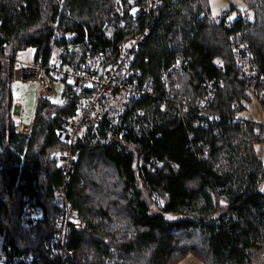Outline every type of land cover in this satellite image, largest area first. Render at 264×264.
Wrapping results in <instances>:
<instances>
[{"label": "trees", "instance_id": "16d2710c", "mask_svg": "<svg viewBox=\"0 0 264 264\" xmlns=\"http://www.w3.org/2000/svg\"><path fill=\"white\" fill-rule=\"evenodd\" d=\"M244 1L252 14L246 20L242 11L229 19L233 7L212 17L209 0H163L151 21L127 15L122 24L115 0H0V53L13 58L0 62V225L7 248L36 256L12 264H61L48 245L57 230L52 189L65 176L50 155L65 148L57 132L76 112L75 102L41 97L32 132L21 134L9 111L17 53L35 48L36 60L45 63L66 43L56 36L75 33L84 52L111 61L146 25L132 69L154 95L131 100L106 141L76 147L80 160L67 196L85 226L69 237L72 264H178L190 253L202 264H264V160L256 149L264 126L232 121L233 104L244 108L252 98L233 37L251 42L264 74V0ZM179 57L187 63L173 74L178 87L169 97L163 74ZM207 79L216 80L210 110L220 120L196 127ZM178 97L189 103L187 111ZM153 159L161 165L151 171ZM26 196L43 210L31 228L20 216Z\"/></svg>", "mask_w": 264, "mask_h": 264}, {"label": "built area", "instance_id": "2783aa9c", "mask_svg": "<svg viewBox=\"0 0 264 264\" xmlns=\"http://www.w3.org/2000/svg\"><path fill=\"white\" fill-rule=\"evenodd\" d=\"M163 3V0H115V12L126 22L128 15L134 20L144 16L148 21L152 20L153 13ZM243 19L252 17L250 12L241 14ZM149 32V25L134 37L126 41L119 53L117 60L105 66L109 61L104 53L84 52L79 44H75L77 34H58L57 40L66 39V43L55 49L47 62L36 60V49L32 58L15 57L14 77L11 83L14 94L22 84L38 86V95L32 120H23V105L21 100L16 99L10 106L11 118L23 134H30L33 130L36 110L41 97L52 100L58 104L76 103L74 115L65 117V123L57 132L58 139L65 146L64 149H56L51 154V159L56 162L57 167L65 176L63 184L53 187L54 202L58 207L56 220V233L48 245L50 255L59 260L61 264H72L74 252L69 247V236L74 229L83 228L84 221L80 218L78 210L73 207L67 196V185L70 176L74 173L79 161V143L104 142L111 136L113 129L119 125L120 117L133 99L145 96H153L154 88L151 84H141L136 78L137 73L132 69V63L138 49L141 47ZM231 47L235 62L240 70V77L249 82V93L252 99H257L252 115L246 116L242 113L252 108L246 103L242 108L238 103L233 104L235 114L232 121L251 123L254 126H264V90L261 85L264 82V74L261 71L259 61L250 41L242 34L231 39ZM32 48V47H29ZM28 48V49H29ZM27 49V50H28ZM2 59L12 60L11 56ZM186 60L179 57L163 74L164 86L169 97H174L173 85L177 88V80L173 79L175 72H184ZM216 65L224 70V61L217 59ZM220 85L223 80L220 79ZM57 84L64 86L62 97L57 98ZM204 93L197 100L199 118L195 120L196 127L208 128L210 123L220 120L219 113L210 110L217 93L216 80L207 79L204 83ZM57 98V99H56ZM55 99V100H54ZM183 109H189L186 99L178 97ZM179 103V104H180ZM102 132L106 134L103 136ZM208 152L205 150L204 154ZM143 163V160H140ZM161 162L153 159L147 163L149 170L154 171ZM1 167V166H0ZM43 218V210L38 204L36 197L26 196L25 207L21 215L22 223L30 228L37 225ZM36 258L33 254L17 252L5 246V232L0 225V264H12L20 261L31 262Z\"/></svg>", "mask_w": 264, "mask_h": 264}, {"label": "rangeland", "instance_id": "374dc122", "mask_svg": "<svg viewBox=\"0 0 264 264\" xmlns=\"http://www.w3.org/2000/svg\"><path fill=\"white\" fill-rule=\"evenodd\" d=\"M209 2L211 6V15L214 18L222 17V15L227 13V11H229L233 7L229 14V19H234L239 15V11H242L243 13L246 12V10L248 9V6L244 0H209ZM125 23L126 22H122V24ZM59 34H64V33H59ZM27 49L28 48L21 50V52H19V56L25 57L27 59L32 58V53L35 52L34 49L33 48H29L28 50ZM56 86L58 91L57 98L62 97L64 93V86H60L59 84H57ZM14 95L16 99L21 100V103L23 105V109H24L23 120L25 122H30L32 120L35 109L36 99L38 95V86H32L30 84H22L20 86V89ZM258 101L259 100L257 99L251 98L249 104L252 103L251 104L252 108L249 109L248 112L246 110V112L242 114L250 117L254 112V105L258 104ZM256 149L259 152L261 158L264 160V143L256 145ZM261 189L264 191V181L261 184ZM261 260L264 261V259ZM178 264H202V261L194 254L190 253L185 258L180 260Z\"/></svg>", "mask_w": 264, "mask_h": 264}, {"label": "bare ground", "instance_id": "6f19581e", "mask_svg": "<svg viewBox=\"0 0 264 264\" xmlns=\"http://www.w3.org/2000/svg\"><path fill=\"white\" fill-rule=\"evenodd\" d=\"M161 5H162V4H161ZM155 12H156V10H155ZM133 36H134V35H133ZM133 36H132V37H133ZM114 58H115V57H114ZM43 63H44V62H43ZM57 97H58V96H57ZM129 104H130V103H129ZM239 105H240V104H239ZM9 111H10V109H9ZM14 126H15V125H14ZM114 133H115V132H114ZM21 134H23V133H21ZM105 141H106V140H105ZM93 143H94V142H93ZM79 160H80V159H79ZM77 166H78V163H77ZM77 166H76V167H77ZM156 167H159V166H156ZM155 169H156V168H155ZM59 170H60V169H59ZM75 172H76V171H75ZM62 178H63V176H62ZM63 179H64V178H63ZM62 182H63V181H62ZM55 186H56V185H55ZM52 193H53V191H52ZM69 198H70V197H69ZM24 203H25V202H24ZM54 203H55V202H54ZM20 216H21V215H20ZM57 216H58V215H57ZM56 218H57V217H56ZM42 219H43V218H42ZM20 220H21V219H20ZM82 220H83V219H82ZM83 221H84V220H83ZM84 222H85V221H84ZM36 226H38V225H36ZM22 227H24V226H22ZM32 227H35V226H32ZM30 228H31V227H30ZM32 229H33V228H32ZM2 230H4V229H2ZM55 233H56V232H55ZM71 234H72V233H71ZM71 234H70V235H71ZM53 237H54V236H53ZM69 237H70V236H69ZM5 244H6V243H5ZM48 244H49V243H48ZM6 247H7V246H6ZM10 248H12V247H10ZM48 250H49V249H48ZM113 250H114V249H113ZM116 251H117V249H116ZM17 252H18V251H17ZM22 253H23V252H22ZM112 254H113V252H112ZM108 256H109V254H108ZM117 256H118V255H117ZM50 257H51V256H50ZM118 257H119V256H118ZM118 257H117V258H118ZM109 260H111V259H109ZM112 260H113V258H112ZM112 260H111V261H112ZM115 260H116V259H115ZM115 260H114V261H115ZM105 261H106V260H105ZM73 262H74V261H73ZM18 263H19V262H18ZM106 263H107V262H106Z\"/></svg>", "mask_w": 264, "mask_h": 264}, {"label": "water", "instance_id": "95a60500", "mask_svg": "<svg viewBox=\"0 0 264 264\" xmlns=\"http://www.w3.org/2000/svg\"><path fill=\"white\" fill-rule=\"evenodd\" d=\"M117 58H118V55L113 60L109 61L105 66L114 63L117 60Z\"/></svg>", "mask_w": 264, "mask_h": 264}, {"label": "snow or ice", "instance_id": "6c2138e0", "mask_svg": "<svg viewBox=\"0 0 264 264\" xmlns=\"http://www.w3.org/2000/svg\"><path fill=\"white\" fill-rule=\"evenodd\" d=\"M161 203H163V202L161 201Z\"/></svg>", "mask_w": 264, "mask_h": 264}]
</instances>
